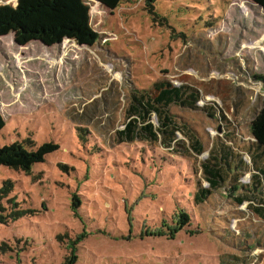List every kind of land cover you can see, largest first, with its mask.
I'll list each match as a JSON object with an SVG mask.
<instances>
[{
	"label": "rangeland",
	"instance_id": "1",
	"mask_svg": "<svg viewBox=\"0 0 264 264\" xmlns=\"http://www.w3.org/2000/svg\"><path fill=\"white\" fill-rule=\"evenodd\" d=\"M85 1L99 34L92 47H21L12 34L0 37V148L59 146L29 173L0 170V186L12 185L4 213L11 200L21 212L0 222V264H66L72 249L75 264H264V221L250 210L264 205V188L242 204L227 189L193 201L198 184L207 187L199 164L212 139L232 133L239 148L253 141L264 101L255 79L264 76L263 8L253 0H122L108 11ZM158 80L199 89L198 106L214 118L172 107L185 149L118 144L131 96ZM191 137L201 155L188 149ZM239 170L240 185H250L251 169ZM73 195L81 201L74 210ZM182 211L190 222L176 232Z\"/></svg>",
	"mask_w": 264,
	"mask_h": 264
},
{
	"label": "trees",
	"instance_id": "2",
	"mask_svg": "<svg viewBox=\"0 0 264 264\" xmlns=\"http://www.w3.org/2000/svg\"><path fill=\"white\" fill-rule=\"evenodd\" d=\"M90 1L104 10L114 11L122 0ZM253 1L264 10V0ZM154 3L155 0H149L150 7ZM9 34H12L15 44L21 47L33 42L52 47L68 40L81 47H92L99 39V34L91 26L90 9L85 0H17L14 7L0 5V37ZM255 79L264 86V76L255 77ZM131 97L132 104L128 112L130 117L124 129L115 132L118 144L145 142L161 146L168 151L174 150L176 146L185 149L186 147L179 145L177 140V134L183 132L184 127L176 122L171 111L172 107L202 110L214 118L212 108L198 106L203 98L202 92L187 84L176 86L168 80H158L152 84L151 88L138 91ZM153 116L156 118L157 125L151 121ZM219 118L224 117L222 115ZM4 127L5 121L0 114V132ZM250 133L253 141L243 148L234 146L236 142L232 133L222 135V138L212 139L211 150L207 158L199 164L201 178L207 187H202L201 183L198 184L193 195L195 205L203 204L214 193L225 189L231 194L239 192L242 198L239 204L244 203V198L247 196L254 198L255 193L264 194H262L264 188V101L250 124ZM191 138L193 143L188 149L196 156L201 155L204 152L203 144L196 138ZM58 149L59 146L52 142L43 143L38 147L31 146L28 142H14L2 146L0 148V170L7 168L29 173L35 165L44 163L46 156ZM245 155L249 159V164L244 160ZM239 169L246 171L251 169L250 185H240L242 175L237 173ZM11 191L10 181L0 186V222L8 219L14 220L21 214L15 211L16 203L13 200L9 201L12 204L10 213H4L5 209L1 200L6 198ZM259 200L264 202L263 198ZM80 205V198L73 195V210ZM250 210L264 221V205L250 207ZM189 222L190 216L182 211L175 231L183 230ZM130 238L128 235V239ZM2 250L5 251L6 247ZM71 252L66 264H75L78 260L75 249ZM232 260L237 262L235 257Z\"/></svg>",
	"mask_w": 264,
	"mask_h": 264
},
{
	"label": "water",
	"instance_id": "3",
	"mask_svg": "<svg viewBox=\"0 0 264 264\" xmlns=\"http://www.w3.org/2000/svg\"><path fill=\"white\" fill-rule=\"evenodd\" d=\"M17 4V3H16ZM69 41V40H68Z\"/></svg>",
	"mask_w": 264,
	"mask_h": 264
},
{
	"label": "bare ground",
	"instance_id": "4",
	"mask_svg": "<svg viewBox=\"0 0 264 264\" xmlns=\"http://www.w3.org/2000/svg\"><path fill=\"white\" fill-rule=\"evenodd\" d=\"M264 16V15H263Z\"/></svg>",
	"mask_w": 264,
	"mask_h": 264
}]
</instances>
